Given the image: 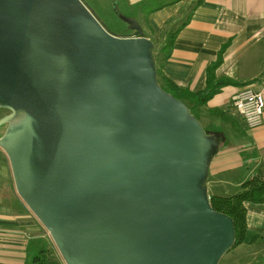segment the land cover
Returning a JSON list of instances; mask_svg holds the SVG:
<instances>
[{
  "label": "water",
  "instance_id": "1",
  "mask_svg": "<svg viewBox=\"0 0 264 264\" xmlns=\"http://www.w3.org/2000/svg\"><path fill=\"white\" fill-rule=\"evenodd\" d=\"M83 0H0V147L65 264H220L217 136L159 83L137 21L119 36Z\"/></svg>",
  "mask_w": 264,
  "mask_h": 264
},
{
  "label": "crops",
  "instance_id": "2",
  "mask_svg": "<svg viewBox=\"0 0 264 264\" xmlns=\"http://www.w3.org/2000/svg\"><path fill=\"white\" fill-rule=\"evenodd\" d=\"M127 1L130 7L137 5L138 16L149 17L144 36L156 50L164 46L169 34L177 33L161 75L181 89L193 94L203 91L207 69L224 48L216 76L230 78L239 86L223 87L198 111L208 130L224 127L238 134L222 142L208 181L210 197L237 194L244 182L264 173V124L249 130L233 105L234 95L245 88L264 95V0ZM163 3L166 6L155 11ZM6 160L8 167L2 164L0 169L7 177V184L0 185V264H31L29 242L51 237L18 195L8 156ZM246 208V239L234 249L238 254L230 264H264V204L247 203Z\"/></svg>",
  "mask_w": 264,
  "mask_h": 264
},
{
  "label": "trees",
  "instance_id": "3",
  "mask_svg": "<svg viewBox=\"0 0 264 264\" xmlns=\"http://www.w3.org/2000/svg\"><path fill=\"white\" fill-rule=\"evenodd\" d=\"M169 2V3H168ZM168 4L176 3L178 0H170ZM167 3L160 4L155 11L163 9ZM201 1H198L199 5ZM148 16V15H147ZM149 18V17H147ZM177 33L169 34L166 43L155 51L158 67V78L162 88L177 99H181L191 113L200 120V108L217 95L223 87L239 86L238 83L227 77L217 78L216 70L223 62L224 48L219 53L218 60L207 69L206 88L198 93H192L181 89L173 82L161 75V68L172 52L174 40ZM6 111V110H5ZM8 112V111H7ZM2 115V116H1ZM0 118L5 115L1 114ZM211 205L219 213L225 214L233 219L236 229V243L234 248L244 243L247 235V208L246 204H264V173H260L244 182L237 194L230 197L212 196ZM28 254L31 256V264H65L58 253L54 243L49 238L32 239L28 244Z\"/></svg>",
  "mask_w": 264,
  "mask_h": 264
},
{
  "label": "rangeland",
  "instance_id": "4",
  "mask_svg": "<svg viewBox=\"0 0 264 264\" xmlns=\"http://www.w3.org/2000/svg\"><path fill=\"white\" fill-rule=\"evenodd\" d=\"M83 1L89 7V9L95 14V16L98 18L97 20H99L110 31V33H113V34H116L119 36H127V33L129 32L128 25L122 19V17L134 19L141 26L143 34L145 35L147 33V31L144 32V30H143V28L147 29V27H148L147 17L138 16L139 9H138L136 4H133V6L130 7V3L127 0H83ZM1 114L7 116L9 114V112L5 111L4 109H0V115ZM200 122L208 134L215 135L218 137V139L220 141V147H221L222 142H226L229 140V139H227L228 137H230V138L234 137L235 138L234 135H238V134L234 133L233 131H230L229 129H224L223 126H222L223 128L220 129L221 131H216L215 129H212L214 131H210L207 129L206 125L204 124L203 119H200ZM7 127H8V124H5L2 127H0V140L4 136L5 131L7 130ZM243 135L244 134H242V136H241L239 134V137L243 138ZM0 152L5 156L4 157L0 153V169L3 168L2 164H4V166L7 168L8 167L7 160H6L7 155L5 154V151L2 149V147H0ZM6 175H7V173H6ZM6 179H7V177L4 176L3 172H1L0 173V185L1 184L6 185L7 184ZM12 182L14 185L13 180H12ZM3 193L5 194L4 191H3ZM1 195H2V193H0V199L2 197ZM44 231L47 232V230L45 228H44ZM52 242H53V240H52ZM234 249L235 248H233L222 259L220 264H230L232 262L233 257H235L238 254V252H236L234 254ZM57 251H58V249H57ZM58 253H59V251H58ZM61 258H62V256H61ZM62 260H63V258H62ZM63 262H64V260H63Z\"/></svg>",
  "mask_w": 264,
  "mask_h": 264
},
{
  "label": "built area",
  "instance_id": "5",
  "mask_svg": "<svg viewBox=\"0 0 264 264\" xmlns=\"http://www.w3.org/2000/svg\"><path fill=\"white\" fill-rule=\"evenodd\" d=\"M233 105L242 116L249 130H256L264 124V95L252 88H245L234 95Z\"/></svg>",
  "mask_w": 264,
  "mask_h": 264
},
{
  "label": "flooded vegetation",
  "instance_id": "6",
  "mask_svg": "<svg viewBox=\"0 0 264 264\" xmlns=\"http://www.w3.org/2000/svg\"><path fill=\"white\" fill-rule=\"evenodd\" d=\"M133 34H134V32L131 30H129V32L127 33V35H133Z\"/></svg>",
  "mask_w": 264,
  "mask_h": 264
}]
</instances>
